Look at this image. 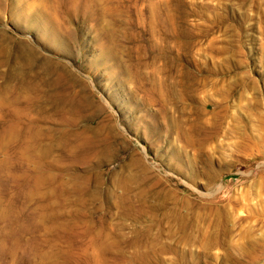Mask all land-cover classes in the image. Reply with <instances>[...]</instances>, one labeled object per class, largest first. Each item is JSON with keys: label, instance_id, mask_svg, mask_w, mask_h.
Returning <instances> with one entry per match:
<instances>
[{"label": "rangeland", "instance_id": "obj_1", "mask_svg": "<svg viewBox=\"0 0 264 264\" xmlns=\"http://www.w3.org/2000/svg\"><path fill=\"white\" fill-rule=\"evenodd\" d=\"M67 260L264 264V0H0V264Z\"/></svg>", "mask_w": 264, "mask_h": 264}, {"label": "bare ground", "instance_id": "obj_2", "mask_svg": "<svg viewBox=\"0 0 264 264\" xmlns=\"http://www.w3.org/2000/svg\"><path fill=\"white\" fill-rule=\"evenodd\" d=\"M58 7V6H57ZM56 10V9H55ZM62 115V114H61ZM19 117V116H18ZM20 119H21V117H20ZM19 119V120H20ZM68 120V119H67ZM64 122H65V120H63ZM75 129V128H74ZM83 135V134H82ZM76 136V135H75ZM32 137V135H30L27 139H30ZM86 137V136H85ZM84 139L85 138H83V141H84ZM75 141H79V140H75ZM74 141H70V143H69V149H70V153L71 154H75L78 150H79V147H82V145H77L76 143H73ZM80 142V141H79ZM85 149V148H84ZM74 156V155H73ZM85 157V156H84ZM83 157V158H84ZM81 158V157H80ZM78 159V158H77ZM125 204V203H124ZM130 207V206H129ZM131 208V207H130ZM142 211V210H141ZM140 211V212H141ZM76 231V230H75ZM87 231V230H86ZM81 235V234H80ZM82 236V235H81ZM72 237H74V236H72ZM18 243V242H17ZM46 243V242H45ZM60 243V242H59ZM94 243V242H93ZM58 244V243H57ZM96 244H97V242H96ZM98 245V244H97ZM108 246H109V244H107V243H102V245H101V250H105V249H107L108 248ZM31 247H33V249H34V252H35V254L37 255L38 253H39V249H40V247H39V245L37 244V241H35L34 243H32V245H31ZM91 247V246H90ZM93 247H94V245H93ZM49 257V256H48ZM66 264H72V261L71 260H67L66 261Z\"/></svg>", "mask_w": 264, "mask_h": 264}]
</instances>
